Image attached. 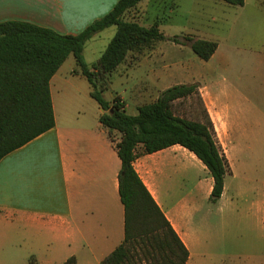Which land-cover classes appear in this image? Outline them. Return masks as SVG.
<instances>
[{
	"label": "crops",
	"instance_id": "0c3cea01",
	"mask_svg": "<svg viewBox=\"0 0 264 264\" xmlns=\"http://www.w3.org/2000/svg\"><path fill=\"white\" fill-rule=\"evenodd\" d=\"M118 2L0 0V23L28 22L62 35H79ZM225 3L232 14L223 11L222 22L229 25L222 41L206 61L210 66L191 72L188 83L199 86L231 168L222 197L210 199L211 173L180 145L134 162L188 249L186 264H264V4ZM86 92L91 96L92 87L71 55L51 80L55 127L0 161V264H102L123 243L122 162L100 122L104 111L99 104L94 118L80 114ZM117 96L127 112L126 100ZM142 151L139 145L137 152ZM179 153L202 173L188 192L181 183L174 190L167 188L162 177L161 165L174 164ZM203 200L210 207L197 219ZM213 213L222 219L220 228L207 225Z\"/></svg>",
	"mask_w": 264,
	"mask_h": 264
},
{
	"label": "trees",
	"instance_id": "16d2710c",
	"mask_svg": "<svg viewBox=\"0 0 264 264\" xmlns=\"http://www.w3.org/2000/svg\"><path fill=\"white\" fill-rule=\"evenodd\" d=\"M145 0H119L101 19L79 35H62L38 25L0 23V161L56 125L51 80L73 55L80 74L89 81L91 97L103 109L100 122L116 146L122 162L120 195L125 206V239L102 264H186L189 251L134 168L141 156L174 145L194 153L214 179L210 199L218 201L225 178L231 173L228 159L216 133L197 84H178L161 92L152 103L126 112L119 96L106 100L110 78L129 54L153 49L159 41L190 45L208 61L218 43L190 36L169 38L160 30V20L145 27L129 19ZM244 6L245 0H224ZM116 27L114 37L101 57L89 66L83 56L86 43L96 34ZM189 43V44H188ZM198 96L204 118L189 120L174 113L176 102ZM116 135L119 140H116ZM143 146L142 153L137 147Z\"/></svg>",
	"mask_w": 264,
	"mask_h": 264
},
{
	"label": "rangeland",
	"instance_id": "374dc122",
	"mask_svg": "<svg viewBox=\"0 0 264 264\" xmlns=\"http://www.w3.org/2000/svg\"><path fill=\"white\" fill-rule=\"evenodd\" d=\"M259 1L262 0H248L250 5ZM223 11L231 17L232 9L222 0H145L130 13L129 19L136 20L145 27L152 26L159 19L161 32L169 38L182 39L184 36H190L194 39H212L219 43L229 25L222 22ZM114 32L115 27H112L87 43L84 59L89 66L101 57ZM73 60L72 57L67 66H70ZM209 66L208 62L194 53L190 45L179 46L172 41H159L153 49L129 54L125 63L112 74L109 89L104 93V97L112 99V96H122L128 105L127 113L137 115V107L153 102L161 90L178 84H188L191 72H204ZM97 110L98 103L86 92L80 101V114L94 118ZM173 110L176 115L189 120L204 118L198 96L176 102ZM116 140H119L118 135ZM161 169L166 187H171L172 190L175 184L181 183L183 191L188 192L190 188H194L202 175L182 153L177 155L174 164L161 165ZM201 206L203 210L197 215V219L206 214L210 203L203 200ZM209 222L207 225L212 227L222 226V219L216 213L212 214ZM233 225L236 226V222H233ZM213 238L220 240V236Z\"/></svg>",
	"mask_w": 264,
	"mask_h": 264
}]
</instances>
